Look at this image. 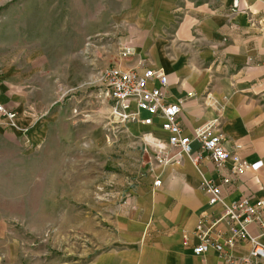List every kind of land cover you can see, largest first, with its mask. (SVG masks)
Segmentation results:
<instances>
[{
    "label": "crops",
    "instance_id": "1",
    "mask_svg": "<svg viewBox=\"0 0 264 264\" xmlns=\"http://www.w3.org/2000/svg\"><path fill=\"white\" fill-rule=\"evenodd\" d=\"M113 17V63L124 68L163 69L171 102L182 101L180 122L188 135L215 123L232 153L217 167L201 152L199 167L190 156L177 154L168 144L161 120L147 126L121 125V137L145 133L147 148L155 160L140 186L114 205L112 237L108 246L86 264H226L210 250L197 255L200 242L197 225L201 218L218 216L221 207L209 204L206 181L221 185L223 197L231 203L244 197H264V20L261 0H117ZM0 74V102L21 116L32 115L25 96H10ZM7 84V85H6ZM28 108V109H27ZM22 109V111H20ZM8 125H0V154L14 140ZM38 129L29 141H38ZM26 138V137H25ZM23 140V139H22ZM24 158V157H23ZM237 158L250 168L237 173ZM230 182L225 183L224 179ZM160 179L161 185L155 181ZM8 216H0V237H9ZM219 230L226 231L221 224ZM250 231L260 235L252 225ZM264 241V235L260 236ZM240 245L236 254L246 253ZM0 264H10L9 246L0 245Z\"/></svg>",
    "mask_w": 264,
    "mask_h": 264
},
{
    "label": "rangeland",
    "instance_id": "2",
    "mask_svg": "<svg viewBox=\"0 0 264 264\" xmlns=\"http://www.w3.org/2000/svg\"><path fill=\"white\" fill-rule=\"evenodd\" d=\"M117 7V0H0V74L10 97L24 95L33 112L9 127L15 138L0 154V216L9 225L0 245L9 246L10 264L91 261L112 237L114 205L155 160L146 134L121 137L99 99V72L113 64ZM37 129L40 139L29 141Z\"/></svg>",
    "mask_w": 264,
    "mask_h": 264
},
{
    "label": "built area",
    "instance_id": "3",
    "mask_svg": "<svg viewBox=\"0 0 264 264\" xmlns=\"http://www.w3.org/2000/svg\"><path fill=\"white\" fill-rule=\"evenodd\" d=\"M239 1L234 0L232 11L239 8ZM263 20H264V0ZM99 99L106 103L109 115L115 124L141 123L154 125L161 120V127L167 133L168 144L177 149V154L168 161L186 154L199 167L202 154L194 153L192 144L198 142L202 152L221 167L232 157L224 144L222 133L217 130L215 123H209L194 134L188 135L181 126L182 101L171 102L166 95L169 84L168 76L163 69L152 67L124 68L121 64L113 63L101 69ZM18 113L0 102V125L18 126ZM250 163L237 158L235 170L243 173L250 168ZM230 182L229 178L224 179ZM160 179L155 185H161ZM204 190L209 195L211 206H220L221 211L213 218H201L197 231L200 242L194 247L197 255H203L215 250L226 264H264V197H244L238 201H225L221 185L206 181ZM224 224L226 231L218 227ZM256 226L260 235H254L250 226ZM240 245H248L246 253L236 254L235 249Z\"/></svg>",
    "mask_w": 264,
    "mask_h": 264
}]
</instances>
